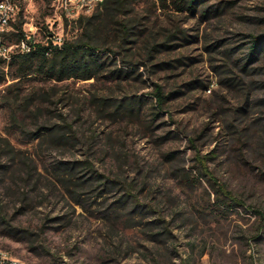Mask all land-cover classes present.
I'll list each match as a JSON object with an SVG mask.
<instances>
[{"label": "rangeland", "instance_id": "obj_1", "mask_svg": "<svg viewBox=\"0 0 264 264\" xmlns=\"http://www.w3.org/2000/svg\"><path fill=\"white\" fill-rule=\"evenodd\" d=\"M12 1L36 43L81 31L53 0ZM130 14L133 33L93 79L4 66L0 136L13 151L0 142V207L19 231L0 234V247L26 264H264V48L248 60L264 0H198L184 11L137 0ZM23 47L10 27L2 56ZM155 84L169 95L159 110ZM85 159L121 184L55 166ZM211 179L244 206L212 207ZM123 185L171 223L170 243L151 237L147 218L124 226L115 216L127 207L108 211Z\"/></svg>", "mask_w": 264, "mask_h": 264}, {"label": "trees", "instance_id": "obj_2", "mask_svg": "<svg viewBox=\"0 0 264 264\" xmlns=\"http://www.w3.org/2000/svg\"><path fill=\"white\" fill-rule=\"evenodd\" d=\"M136 1L103 0L100 8L93 13L80 15L77 19L72 20L81 31L73 39L63 40L61 44H53L51 39L52 33L49 31L47 44L36 43L32 39H26V34L21 28L23 20L20 18V11H18L16 19L10 26H13L17 30V41H26L29 49H20L17 52H12L9 54L8 61L0 54V83L5 79L4 66L6 64L8 66H17L19 71L17 76L37 74L57 81L70 78L89 80L97 77L108 67V52L115 54L114 48H122L123 44L128 41L133 33L131 28L134 26V22L130 13L134 10V3ZM167 1H170L171 6L176 10L184 11L193 10L198 0ZM17 19L18 21L15 22ZM7 34L8 31L3 32V36ZM250 37V40H248V60L256 58L258 53L264 48V32L256 35L250 34ZM244 66H246V63ZM113 73L114 71H112ZM155 86L153 92L155 105L157 106L155 109L159 110L160 107H163L169 95L164 93L161 86L157 84ZM103 100H106V98H103ZM134 103L133 100H129L124 104V107L132 110ZM119 107H122L121 104ZM48 129L53 132L55 130L52 127H48ZM0 142L6 144L9 151H13L12 146L7 141L4 143V137L0 136ZM55 166L61 171L63 170L67 177L73 176L77 169H79L78 166L84 167L85 170H89V175L85 177V181L103 179L102 182L100 181L103 187L108 182L121 184L111 179L108 175L97 172L94 169L93 163L87 159L81 161L59 160L55 162ZM62 179L64 182L67 181V179ZM211 182L212 185H216L213 186L215 195L211 203L212 207L223 211V209H229L230 207L244 206L242 200L234 195L226 185L218 184L215 180ZM121 187L123 193L119 196L117 202H114V205H111L112 207L110 206L111 208L108 211L112 210L115 212L119 207H127V211L119 212L115 216V218L125 221L124 226L131 227L137 225L142 222V219L147 218L149 219L146 221L149 229L155 230L151 237H154L155 241L161 237L170 243L175 237L171 223L164 216L159 215L154 206L140 202L133 192V186L123 185ZM74 200L76 203H81L79 195L74 196ZM137 215L140 216V220L133 218V216ZM122 216L124 217L121 218ZM18 231L19 228L11 224L10 220L6 217V212L0 207V234L7 237H17Z\"/></svg>", "mask_w": 264, "mask_h": 264}, {"label": "built area", "instance_id": "obj_3", "mask_svg": "<svg viewBox=\"0 0 264 264\" xmlns=\"http://www.w3.org/2000/svg\"><path fill=\"white\" fill-rule=\"evenodd\" d=\"M103 0H53V6L59 11V15L67 20H75L80 15H88L100 8ZM18 6L12 0H0V41L4 38L3 32L8 31L11 23L16 19ZM30 36L26 35V39ZM59 40L60 38L57 37ZM23 50L29 49L26 41H21ZM2 49H6L5 46ZM1 55H4L0 51ZM7 56H5L6 58ZM0 264H26L16 258L6 248L0 247Z\"/></svg>", "mask_w": 264, "mask_h": 264}]
</instances>
